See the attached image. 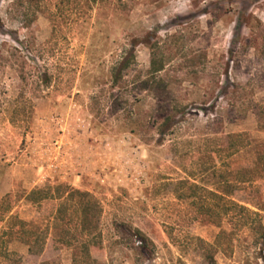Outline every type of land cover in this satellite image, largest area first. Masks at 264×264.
<instances>
[{
	"label": "rangeland",
	"instance_id": "obj_1",
	"mask_svg": "<svg viewBox=\"0 0 264 264\" xmlns=\"http://www.w3.org/2000/svg\"><path fill=\"white\" fill-rule=\"evenodd\" d=\"M263 144L264 0H0V264H264L248 230L194 205ZM47 184L93 196L90 236L72 207L45 227L59 202L23 196ZM229 198L264 225V179ZM9 204L38 224V253L5 235Z\"/></svg>",
	"mask_w": 264,
	"mask_h": 264
},
{
	"label": "trees",
	"instance_id": "obj_2",
	"mask_svg": "<svg viewBox=\"0 0 264 264\" xmlns=\"http://www.w3.org/2000/svg\"><path fill=\"white\" fill-rule=\"evenodd\" d=\"M127 61L115 67L112 70V84L117 85L123 77V71L127 67ZM163 70V65L156 66L151 61L150 74L153 76L160 73ZM172 118H166L160 125V135L164 137L168 133H172L174 125L172 124ZM227 146L226 151L231 156L239 153L241 148L246 147L245 143L238 134H229L226 136ZM264 144L261 146L263 147ZM264 155L261 152H256L255 161L251 163L249 168L241 170L244 172L242 178H239V172L234 174L232 182H228L227 188L220 187L215 188L213 191L203 190L210 197L201 198L194 205L198 214L207 216L216 220L228 219L230 221V235H233L239 230H248L253 238L254 245L258 246L261 250L264 248V225L261 222V217L257 211L250 209L245 205H241L229 197L237 190L239 185L243 183H252L259 179H264L262 172L264 169L260 168V164ZM180 186L186 187L188 190L195 192L199 190L196 184L190 183L188 180L181 181ZM26 203L32 206H40L46 201H58V208L53 215L48 218L46 228H50L55 223L64 222V214L68 211L69 207H72L76 214V223L79 226L80 232L88 237L94 229L95 213L98 209V205L93 196L87 192H80L73 189L69 185H51L47 184L40 189H33L23 196ZM8 201V197L6 199ZM11 205L9 204L7 212L9 213L7 219V228L5 235L11 239L13 237H20L21 242L27 246L29 254H36L41 251V248L45 242L42 237L39 226L35 221L20 220L17 216L10 214ZM137 235L141 236L143 243L145 237L136 230ZM226 234L221 231L217 237V240ZM1 241V238H0Z\"/></svg>",
	"mask_w": 264,
	"mask_h": 264
}]
</instances>
